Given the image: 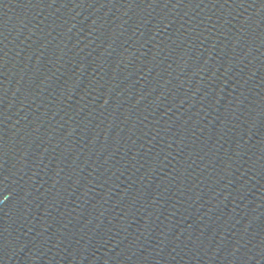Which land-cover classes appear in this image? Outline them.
Returning <instances> with one entry per match:
<instances>
[{"label": "water", "instance_id": "95a60500", "mask_svg": "<svg viewBox=\"0 0 264 264\" xmlns=\"http://www.w3.org/2000/svg\"><path fill=\"white\" fill-rule=\"evenodd\" d=\"M0 264H264V0H0Z\"/></svg>", "mask_w": 264, "mask_h": 264}]
</instances>
